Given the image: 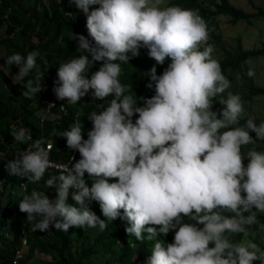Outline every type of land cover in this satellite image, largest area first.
Returning <instances> with one entry per match:
<instances>
[{
	"label": "clouds",
	"instance_id": "1",
	"mask_svg": "<svg viewBox=\"0 0 264 264\" xmlns=\"http://www.w3.org/2000/svg\"><path fill=\"white\" fill-rule=\"evenodd\" d=\"M70 3L86 14L88 36L74 33L81 55L60 64L53 91L58 100L73 105L90 91L94 100L112 99L88 114L92 128L87 139L78 117L70 130L58 134L80 159L56 166L59 175L46 180V188H56L55 199L42 191L24 195L19 209L27 213L33 230L103 231L120 218L129 225V237L154 241L146 264H264V249L244 239L255 237L251 226L260 223L256 213H264V151L242 152V146L264 141V122L248 118L241 125V96L230 91L223 95L231 81L212 56L205 19L198 10L166 5V0ZM141 48L156 62L146 74V87H154L155 94L137 99L119 77L121 64L138 57ZM38 56L36 50L26 57L17 52L6 64L17 65V76L23 79L37 69ZM166 59L171 63L158 75L156 65ZM96 62L101 66L89 79ZM247 75L255 76L254 70ZM41 79L39 74L28 79L22 96L39 94L45 88ZM216 100L224 106L219 112L213 111ZM11 135L28 147L8 161L9 175L39 184L54 166L52 145L43 139L29 144L32 137L24 128ZM70 189L79 207L67 202ZM93 201L99 203L103 219L90 209ZM260 228L264 230V223ZM173 230V242L158 238ZM237 235L240 241L234 240Z\"/></svg>",
	"mask_w": 264,
	"mask_h": 264
},
{
	"label": "trees",
	"instance_id": "2",
	"mask_svg": "<svg viewBox=\"0 0 264 264\" xmlns=\"http://www.w3.org/2000/svg\"><path fill=\"white\" fill-rule=\"evenodd\" d=\"M64 2L66 5H60L57 0H29L26 3L22 0H0V43L5 47V59L17 52L25 57L34 50L40 53L37 57V69H33L30 75L23 79L13 80L0 67V264H13L16 249L21 246L23 227H26V243L23 246V254L18 259L19 264H146L147 253L144 249L150 247L152 252L154 241L145 240L141 243L134 236L129 237L125 231L126 226H129L126 220L117 218L108 223V227L103 231L98 227H70L68 232H63L50 227L48 232H41L30 227L27 213L19 209V204L25 195L18 189L20 181L26 180L27 191L32 189L43 191L50 199H55L56 188H46L45 182L51 176L59 175V171H46L39 184L28 181L27 177L9 175L6 167L8 161L14 159L18 152L25 150L24 144L21 143H17L16 148L11 146L14 139L11 132L24 128L30 129L35 136L41 133L45 137H50L53 141L50 158L67 160L71 149L67 147L66 138L58 134L70 130L78 117L84 130V138L87 139V132L92 128L88 114L92 111L99 112L100 106L104 104L106 107L112 99L110 96L105 101L94 100L90 91L89 95L83 97L77 104L67 103L68 112L57 122L47 121L41 127L33 116L32 103L42 94L39 93L32 99L22 96L26 90L24 86L27 80L34 79L37 72L42 73L43 83L57 81L60 64L81 55L77 51V41L73 38L74 33L88 36L82 16L85 13L74 3H70V0ZM166 5H178L199 11L209 29L208 44L221 50V56L213 58L220 63L227 78L229 73L239 71L248 58L264 54V39L259 46L247 48L243 47L241 38L237 36L233 44L226 45L219 29L220 15H227L230 22L236 23L240 19H250L254 15L264 16V10L260 7L254 12H249L230 0H166ZM89 58L91 59L90 54ZM169 63L171 60L166 59L163 65H156L157 74H162ZM155 64V60L149 57L146 48H141L140 55L133 57L129 63L121 64L120 82L131 86V95L134 98L151 97L155 94L154 87L152 89L146 87L150 80L146 74ZM100 66L101 62H96L87 77L90 79L91 74ZM259 93H264V84H255L249 76L247 96ZM11 95L18 97L17 106L12 104ZM138 104L142 106L143 101L138 100ZM137 117L138 114L133 117V121ZM248 118H253L257 124L264 122V116L244 113L240 120L241 125ZM18 119L20 123L13 128L12 123ZM249 146H242V152L245 153ZM74 157L76 160L80 159L78 151L75 152ZM74 162L71 159L70 164ZM85 178L88 179L87 173ZM89 186H91L90 179ZM72 192L73 190L70 189L67 202L79 207L72 198ZM89 207L101 219L104 218L98 204L91 202ZM98 207L100 212L97 210ZM256 215L259 222L264 223V213L257 212ZM185 222L191 221L185 218ZM260 223L251 226V230H255L256 234L252 237L254 242L259 238L257 232L261 229ZM174 231L158 238L171 243ZM241 239L239 235L234 237L236 241Z\"/></svg>",
	"mask_w": 264,
	"mask_h": 264
},
{
	"label": "rangeland",
	"instance_id": "3",
	"mask_svg": "<svg viewBox=\"0 0 264 264\" xmlns=\"http://www.w3.org/2000/svg\"><path fill=\"white\" fill-rule=\"evenodd\" d=\"M60 5H66L64 0H57ZM232 3L241 6L246 11L254 12L257 8H261L264 10V0H230ZM22 2L26 3L29 0H22ZM85 26L87 16L86 14H82ZM87 28V27H86ZM219 29L223 34V39L226 45H231L235 42V38L239 36L241 38V42L243 47H256L261 44V41L264 39V16L263 15H254L248 18H243L238 20L236 23H232L229 20L227 15L219 16ZM1 33V32H0ZM1 35V34H0ZM5 47L0 43V66L6 69L13 77H17V73L19 72V67L17 65H9L6 64V60H4ZM214 58L221 56V50L214 47V51L212 53ZM249 69L254 70L255 76L251 77L252 81L255 84L263 85L264 84V54H260L255 57H250L245 60L242 64V67L239 71H235L228 74V78L231 81V86L226 92L223 94L225 98L227 97V93L230 91L233 94H239L241 96L243 105H244V113L249 115H260L264 116V93H259L255 95L247 96L248 94V71ZM16 74V75H15ZM11 102L13 105L17 106L19 103L18 97H11ZM224 107L222 106L218 100L214 102L213 111L219 112V110ZM253 138H256V134L253 133ZM255 148L257 151H264V141L262 140H254L253 144H250L247 151ZM246 151V152H247ZM245 152V153H246ZM248 159L245 158L244 164L245 166L248 163ZM114 182V181H110ZM92 203L98 204V202L93 201ZM98 212L99 207H98ZM255 211V208L253 209ZM226 214V213H224ZM200 227H203L200 225ZM255 232V230H251ZM147 236V232L144 233ZM258 241L256 242L262 249H264V230L259 229L257 232ZM253 240L252 237L244 238ZM261 238V242H260ZM254 241V240H253ZM144 252L147 253L146 261L148 257L151 256L152 252H150V247L144 249ZM145 253V254H146ZM19 264V261L16 263ZM253 264H261L260 261H254Z\"/></svg>",
	"mask_w": 264,
	"mask_h": 264
},
{
	"label": "built area",
	"instance_id": "4",
	"mask_svg": "<svg viewBox=\"0 0 264 264\" xmlns=\"http://www.w3.org/2000/svg\"><path fill=\"white\" fill-rule=\"evenodd\" d=\"M39 74L41 77H43L42 73L39 71L36 73V75ZM35 75V76H36ZM43 78L41 79L40 83L42 86H45V88L40 92L42 94L40 98H37L36 100L33 101L32 103V113L33 116L36 118L37 122L39 125L42 127V125L47 122V121H55L57 122L58 119L66 114L68 112V106H67V100H58L53 88L55 87V81L51 82H46L43 83ZM89 95V94H88ZM87 95V96H88ZM54 104L55 106H50L49 104ZM20 123V120H16L12 123V127H16ZM28 134L31 135L32 141H29L28 143L34 142L36 139H43L46 144L50 143L51 145L53 144L52 138L50 137H45L43 134L39 133L37 136L33 135L32 131L30 129H25ZM13 148L17 147V143L14 142L11 144ZM25 150L27 149L28 145L24 144ZM76 150L70 151L69 157L67 160H54L53 158H50V161L54 165L53 167L47 169L46 171H55L58 170L56 166H66L70 165V161L72 157H74ZM23 185V187L21 186ZM18 189L23 192L25 195H30L32 191H36L32 189L31 191H27V184L26 180H22L19 182ZM74 191V189H71ZM43 192V191H42ZM30 227H32V224H30ZM22 233V241H21V246L20 248L16 249V254L13 259V264H16L18 262V259L22 256L23 254V246L26 243V227H23L21 229Z\"/></svg>",
	"mask_w": 264,
	"mask_h": 264
},
{
	"label": "crops",
	"instance_id": "5",
	"mask_svg": "<svg viewBox=\"0 0 264 264\" xmlns=\"http://www.w3.org/2000/svg\"><path fill=\"white\" fill-rule=\"evenodd\" d=\"M4 55H5V54H4ZM4 60H6V59L4 58ZM0 67H1V66H0ZM2 68H3V67H2ZM3 69H4V68H3ZM4 70H5V71H6V72H7V73L13 78V80H18V79H19V77H18L16 74H15V75H16L17 77H13V76H12V75H11L6 69H4ZM11 97H14V96L11 95Z\"/></svg>",
	"mask_w": 264,
	"mask_h": 264
}]
</instances>
